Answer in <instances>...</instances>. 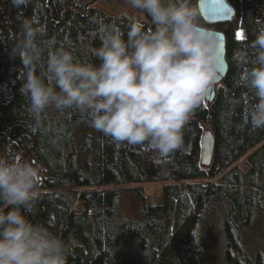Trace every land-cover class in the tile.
<instances>
[{
    "label": "trees",
    "instance_id": "obj_1",
    "mask_svg": "<svg viewBox=\"0 0 264 264\" xmlns=\"http://www.w3.org/2000/svg\"><path fill=\"white\" fill-rule=\"evenodd\" d=\"M227 1L234 8L228 21L201 19L223 35L225 72L185 125L181 149L162 164L140 146L113 142L74 110L34 115L16 55L25 18L45 24L47 36L76 59L99 63L96 21L115 24L126 39L131 26L151 28L150 17L135 9L144 21L129 17L127 0H30L19 7L0 0V156L39 167L40 196L25 214L69 244L67 264H210L215 251L222 264H264V252L244 240V230L264 220V129L244 124L252 93L239 80L254 60L249 44L264 28V0ZM205 130L212 135L208 165L200 162ZM150 182H165L158 204L140 195ZM133 184L128 189L142 197L137 220L119 207L118 186Z\"/></svg>",
    "mask_w": 264,
    "mask_h": 264
},
{
    "label": "clouds",
    "instance_id": "obj_2",
    "mask_svg": "<svg viewBox=\"0 0 264 264\" xmlns=\"http://www.w3.org/2000/svg\"><path fill=\"white\" fill-rule=\"evenodd\" d=\"M12 2L19 7L30 0ZM127 3L150 17L152 27L131 26L125 39L115 24L96 21L99 63L76 59L47 36L45 24L23 19L16 49L25 68L21 91L37 117L48 108L74 110L113 142L140 146L163 164L181 149L185 125L217 83V41L206 35L198 0ZM249 47L254 60L239 76L252 93L243 122L264 129V28ZM40 185L38 166L0 156V264H67L69 244L25 214Z\"/></svg>",
    "mask_w": 264,
    "mask_h": 264
},
{
    "label": "rangeland",
    "instance_id": "obj_3",
    "mask_svg": "<svg viewBox=\"0 0 264 264\" xmlns=\"http://www.w3.org/2000/svg\"><path fill=\"white\" fill-rule=\"evenodd\" d=\"M122 9L132 19L137 20L138 22L144 21V18L138 15L130 6H125ZM237 164L246 167V164L242 159H240ZM164 184L165 182H150L141 184L142 190L140 195L148 204H158L162 201V186ZM134 186H136V184H133L132 186H118L124 190L119 198V207L124 217L137 220L139 218V209L142 205V197L137 195L133 190L128 189ZM72 205L74 210H79V204L77 201H74ZM255 222L257 223L256 225H253L255 227L252 230H244V240L249 244V247L252 249V251L264 252V220H255ZM210 264H222L219 252H214V257L213 259L211 258Z\"/></svg>",
    "mask_w": 264,
    "mask_h": 264
},
{
    "label": "water",
    "instance_id": "obj_4",
    "mask_svg": "<svg viewBox=\"0 0 264 264\" xmlns=\"http://www.w3.org/2000/svg\"><path fill=\"white\" fill-rule=\"evenodd\" d=\"M201 17L206 24H217L228 21L234 15V8L227 0H198ZM206 35L215 37L217 41L215 67L217 81L225 72L224 60V38L223 35L215 30L205 28ZM212 135L210 131L205 130L200 140V162L202 165H208L211 159Z\"/></svg>",
    "mask_w": 264,
    "mask_h": 264
},
{
    "label": "snow or ice",
    "instance_id": "obj_5",
    "mask_svg": "<svg viewBox=\"0 0 264 264\" xmlns=\"http://www.w3.org/2000/svg\"><path fill=\"white\" fill-rule=\"evenodd\" d=\"M236 35H237V38H241L242 37V33L241 32H237Z\"/></svg>",
    "mask_w": 264,
    "mask_h": 264
}]
</instances>
